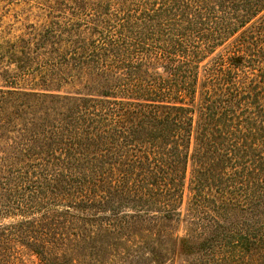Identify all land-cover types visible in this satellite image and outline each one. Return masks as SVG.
Returning <instances> with one entry per match:
<instances>
[{"label":"trees","instance_id":"trees-1","mask_svg":"<svg viewBox=\"0 0 264 264\" xmlns=\"http://www.w3.org/2000/svg\"><path fill=\"white\" fill-rule=\"evenodd\" d=\"M155 1L81 0L0 87V264H264V0Z\"/></svg>","mask_w":264,"mask_h":264},{"label":"rangeland","instance_id":"rangeland-1","mask_svg":"<svg viewBox=\"0 0 264 264\" xmlns=\"http://www.w3.org/2000/svg\"><path fill=\"white\" fill-rule=\"evenodd\" d=\"M80 1L81 0H0V87L9 86L8 80L12 76L20 75V67L23 65L32 67L30 68V71H27L25 74V78L28 81L32 80L34 76V71L32 70H35L33 67H37L34 61H29L32 57H35L32 52H35L37 48H41L40 46L42 42L44 43V46H46L45 51L50 50L48 40L45 41L41 38L46 33L65 30L72 19L77 20L78 24L80 23V25H84V22L81 23V18H84L83 14L85 13L82 12L83 14H75L77 12V4ZM180 1L194 3L196 0ZM91 2H94V0H91ZM120 2L121 0H106V5L108 8L113 7L112 9L114 11L117 8V4ZM156 4L155 0H148V8L150 10L154 6H157ZM72 15L77 17L72 18ZM262 15L263 14H260V16ZM157 40L164 41L165 33H162L161 37ZM233 40L234 38L229 42ZM149 42L151 44L153 43L151 39H149ZM226 47L227 45L219 48L213 55L201 63V82L204 81V67L211 66L212 59L216 58L219 53H222ZM23 84L22 81H19L18 87H23ZM189 166L187 176L188 185L191 179L192 163H190ZM0 193H2L1 190ZM189 198L190 193L189 187L187 186L184 214L187 211ZM1 199L5 200V198H1L0 194V200ZM185 217V221L172 230L174 234L185 236L190 233L187 231L188 227H196V222L188 219L189 213L186 214ZM14 221H22V212L18 211L15 219L4 218L1 222L3 224H9ZM189 224L192 226L190 227ZM21 253V260L17 264H41L39 259L27 250L21 249ZM221 256L222 253H216L210 258L209 264H220ZM190 261L191 259L178 257L174 258L172 261H168L166 264H190ZM191 264L193 263L191 262Z\"/></svg>","mask_w":264,"mask_h":264}]
</instances>
